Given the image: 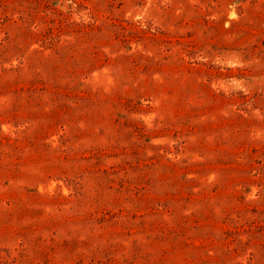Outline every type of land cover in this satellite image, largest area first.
Segmentation results:
<instances>
[{"label":"rangeland","instance_id":"374dc122","mask_svg":"<svg viewBox=\"0 0 264 264\" xmlns=\"http://www.w3.org/2000/svg\"><path fill=\"white\" fill-rule=\"evenodd\" d=\"M0 264H264V0H0Z\"/></svg>","mask_w":264,"mask_h":264}]
</instances>
